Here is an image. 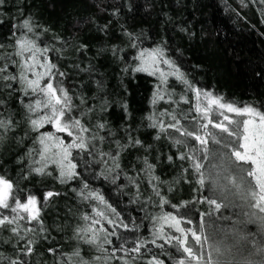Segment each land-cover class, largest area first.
Here are the masks:
<instances>
[{"label":"trees","instance_id":"obj_1","mask_svg":"<svg viewBox=\"0 0 264 264\" xmlns=\"http://www.w3.org/2000/svg\"><path fill=\"white\" fill-rule=\"evenodd\" d=\"M25 17H30L39 26L35 33L28 35L38 39L41 47L56 49L47 56L65 73L63 84L73 95V102L79 104L76 97L85 98L87 104L80 105L85 112L87 105L96 108L86 119L92 121L93 127L97 122L105 123L106 127L96 130L97 135L105 139L93 141L95 147L88 151L73 150V162L77 164L79 176L61 184L55 179L58 169L54 164L49 163L47 168L51 175L40 176L31 172L32 168L40 166L36 163L41 148L36 140L38 133L31 131L24 106L18 102L22 93L13 91L8 96L9 90L0 92V98L7 99V104L0 106V112L5 118L12 115L16 122L14 130L4 133V139L0 141V175L13 181L21 202H25L28 195H35L40 200L41 218L47 229L41 233L35 222L20 221L25 227L36 228V233L29 236L39 240L36 253L31 257L21 255V259L27 260L28 264H56L58 260L67 264L63 253H69L77 246L88 259L105 255L74 239L78 227H87L91 223L83 216L98 218L93 209L104 208L98 201L85 198L89 192L101 193L129 225L128 230L116 229L122 237H127L126 246L129 248L137 239L152 238L154 218L166 212L176 213L172 204L180 205L184 201L212 195L207 181L202 190L195 183L196 174L189 167L190 161L167 160L169 155L175 158L177 146L165 134L161 133L160 139H156L158 129L149 127L148 117L159 116V112L165 109L175 110L181 123L187 125L196 115L190 111L195 104L194 94L186 92L185 85L179 81L169 78L167 87L173 92L174 99L186 94L190 103L181 102L177 107L161 101L153 105V94L160 84L158 76L133 72L132 69L139 64L136 57L140 50L160 46L167 50L166 55L195 86L241 106L251 103L264 110V5L252 0H5L0 8V21H3L0 23V44L5 46L0 53L5 54V60L15 51L10 45L23 31H18L14 37L12 24H19ZM133 43L135 47L131 46ZM12 59L18 57L13 55ZM126 67L127 71L124 70ZM161 67L166 69L165 65ZM9 71L17 72L18 69L9 65ZM16 87L14 84L13 88ZM36 98L24 99L32 102ZM104 101L107 102L106 109L101 111ZM73 115H76L75 111ZM184 115L188 116V121L183 120ZM213 118L222 119L215 115ZM162 119L165 123L171 122L170 117ZM211 130L219 133L218 129ZM40 131L55 130L47 125ZM129 134L133 140L142 141V145L129 146ZM56 135L63 136L66 142L71 140L65 133ZM217 138L221 139V144H213L211 140L208 144L212 154L205 161L206 174L215 165L213 179L221 187H230L229 178L235 176L236 171L228 159L230 149L225 144L230 143L231 138L226 133H219ZM117 141L121 146L119 150ZM32 149L35 151L29 155ZM117 151L119 168L111 159ZM145 160L155 165L152 174L159 177V181L149 183L151 177L144 171L147 167ZM181 164L189 169L184 176L181 175ZM85 183L88 188L83 187ZM153 183L170 204L160 206V197L155 195ZM48 191L61 195L44 201ZM229 199L231 203L227 207L211 216L204 215L210 211L207 203H189L187 209L179 208V212L187 211L186 218L193 221V226L198 225L203 216L205 233L212 237L209 243L214 240L222 249H231L225 256L229 264H243L245 259L260 261L262 257L252 253L264 246V224L251 216L256 210L250 209L247 202L238 197ZM0 213L9 217L15 215L10 209H0ZM101 223L112 230L105 221ZM44 236L48 239H43ZM112 239L113 245H105L108 254L113 246L121 243L115 237ZM14 240L10 232L0 230V253L15 258L17 253L10 243H5ZM49 247L57 250L55 255L47 251ZM165 252L168 254H163ZM153 254L165 264H176L182 257L168 245L160 249L149 244L142 249L134 264H147ZM122 255V252L116 253V256ZM2 264H8V261L3 260ZM110 264L122 262L113 259Z\"/></svg>","mask_w":264,"mask_h":264},{"label":"snow or ice","instance_id":"obj_2","mask_svg":"<svg viewBox=\"0 0 264 264\" xmlns=\"http://www.w3.org/2000/svg\"><path fill=\"white\" fill-rule=\"evenodd\" d=\"M252 2L264 5V0H252ZM4 4L5 0H0V8ZM2 22L0 21V23ZM37 27L39 26L34 24L30 17H25L19 24L13 22L12 35L14 37H17L18 31H23H20V35L10 45L15 51L8 54L7 60H5V54L0 53V61H4V63H0V92L7 89L9 90L8 96H11L13 91L22 93V96L17 98L18 102L24 106L31 131L38 133L36 140L41 148L39 160L36 163L40 166L32 168L31 172L40 176L51 175L47 168L49 163L54 164L58 169L55 179L59 183L65 184L79 176L76 171L77 164L73 162V150L88 151L90 147H95L93 141H103L105 137L98 136L96 130H104L106 125L97 122L93 127L92 121L86 119V116L94 112L96 108L94 105H87V112H85L84 108L80 107V105L87 104L85 98L76 97L79 104L73 102V95L63 84L62 78L65 77V73L60 71L57 64L47 56L48 52L56 51V49L48 46L41 47L38 39L28 35V33H35ZM181 31L186 30L181 29ZM128 35L130 38L132 37L131 33ZM131 46L135 47V44L133 43ZM4 47L3 44H0V49ZM166 51L160 46L140 50L136 57L139 64L132 70L158 76L160 84L157 85L153 94V105L161 101L175 104L177 107L181 102L190 103L186 94H181L178 100L174 99L173 92L167 87L169 78H174L185 85L186 92L190 91L194 94L195 104L190 111H194L196 115L186 125L181 123L175 110L165 109L159 112V116L153 114L148 117L151 122L149 127L158 129L156 139H160L162 133L174 146H177L178 151L175 158L169 155L167 160L169 162H174V159L190 161L189 167L196 174L195 183L202 190L207 181L212 195L199 200L194 198L192 201H184L180 205L172 204L171 207L177 209L176 213L166 212L154 218L155 230L152 232V238L150 240L137 239L134 241V246L129 248L126 246L127 237H122L116 231L117 228L128 230L129 225L123 222L121 214L105 200L101 193L89 192L85 198L98 201L104 208L93 209L95 217L98 218L83 216L85 221L90 220L91 223L87 227H78L75 230L74 239L92 246L97 252L105 255H96L88 259L83 255V250L77 246L71 252L63 253L67 264H99L101 261L104 264H110L113 259L120 260L122 264H134L142 249H146L149 244L160 249H165V245H168L180 252L182 257L176 261V264H229L225 256L231 252V249H222L221 245L214 240L209 243L212 237L205 233L203 216H201L199 224L193 226V221L186 218L188 212L183 214L179 212V208L187 209L189 203H207L210 211L204 215L211 216L222 207H227L231 203L230 197H238L247 202L250 209L256 210L251 213V216L257 217L264 224V110L251 103L241 106L238 102L225 100L222 95H216L210 90L195 86L176 62L166 55ZM13 55L18 59L13 60ZM9 65L17 68L18 71L10 72ZM161 65H165L167 70ZM124 70L127 71V67ZM14 84L17 85L16 88H13ZM100 86L102 87V84ZM30 96L37 98L32 102H25L24 98ZM106 103L104 101L101 104V111L106 109ZM6 104L7 99L0 98V106ZM123 107L127 110L126 104ZM74 111L76 115H73ZM214 115L222 117V119H214ZM165 116L170 117L171 122L165 123L162 119ZM182 118L184 121H188L187 115ZM15 123L12 115L5 118L0 112V141L4 139V133L14 130ZM47 125H50L55 131L41 132L40 130ZM210 126L211 129H218L219 133H226L231 138L230 143L225 144V147L230 149L228 159L236 171V175L229 178L230 187H221L213 179L212 169L216 167L215 165H212L206 174L205 161L212 154L208 147L209 141L211 140L213 144H221V139L217 138L219 133L212 131ZM56 133H65L71 137L70 142H66L63 136L56 135ZM128 140L130 141L129 146L142 145V141L133 140L130 134ZM191 141L195 143H191ZM117 145L119 150L121 146L118 141ZM31 151H35V149L30 150L29 155H31ZM102 155L110 154L103 153ZM111 159L116 168H119V151L112 155ZM145 164L147 167L144 171L151 177L149 183L159 181V177L152 174L155 165L149 164L147 160H145ZM180 168L182 176L189 171L182 164ZM185 182H187L186 176ZM152 186L155 195L160 197V206L170 204L166 197L161 196L157 185L153 183ZM83 187L88 188V185L85 183ZM171 190L169 188V191ZM80 194L83 195V192ZM59 195L61 193L48 191L44 195V201ZM0 209H10L12 213H15L12 217L0 213V230H6L15 237L14 241H5V243H10L14 252L17 253L15 258L6 257L0 253V264L3 260H7L8 264H28L27 260L20 257L21 255L24 257L33 256L36 253L39 240L29 236L30 233H36V228L25 227L20 224V221L26 220L29 224L35 222L40 226L41 233L47 231L41 218L43 209L40 200L35 195H28L25 202H21L13 181L6 178L5 175H0ZM22 213L26 215H22ZM101 221L112 226V230L104 227ZM96 225L100 227L96 228ZM185 225L188 226L185 227ZM166 229L170 231H166ZM112 237L121 243L113 246L111 253L108 254L109 249L105 245H113ZM43 239L47 240L48 237L44 236ZM158 240L163 243H157ZM47 251L55 255L57 250L54 247H49ZM117 252H122L124 255L116 256ZM255 254H259L262 259L260 261L245 259L243 264H264V246L255 249L252 255ZM56 264H65V262L58 260ZM147 264H165V261L153 254Z\"/></svg>","mask_w":264,"mask_h":264}]
</instances>
